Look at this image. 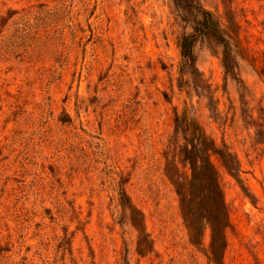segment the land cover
I'll return each mask as SVG.
<instances>
[{
  "label": "rangeland",
  "instance_id": "rangeland-1",
  "mask_svg": "<svg viewBox=\"0 0 264 264\" xmlns=\"http://www.w3.org/2000/svg\"><path fill=\"white\" fill-rule=\"evenodd\" d=\"M202 13L233 74L207 35L185 65ZM0 264H264V0H0Z\"/></svg>",
  "mask_w": 264,
  "mask_h": 264
},
{
  "label": "trees",
  "instance_id": "trees-1",
  "mask_svg": "<svg viewBox=\"0 0 264 264\" xmlns=\"http://www.w3.org/2000/svg\"><path fill=\"white\" fill-rule=\"evenodd\" d=\"M202 20L198 23L197 28L195 29V35L184 37L181 41L180 48L182 51V56L184 58L185 65L190 69L195 65L194 55H193V43L196 40L197 36L207 35L220 44L224 46L223 53V64L227 74H233V67L231 59V53L229 49L228 42L225 40L224 36L228 37L226 31L221 27L220 22H215L211 19L208 13H202ZM178 122L179 119L176 120V128L178 131ZM189 131V130H188ZM186 131V133L188 132ZM185 133V132H184ZM192 139L187 141L186 147L183 149V157L185 161H189L190 164L193 162V158L196 157L195 161V177L192 176L190 183H187V186L192 184V181H199L200 183H206V187L209 194V200L211 202V206L213 207V211L215 216L214 223L211 226L212 229V242L210 249L215 253H218L225 247V235L223 233V226L225 222L229 225V214L227 212L225 203L223 201V191L221 187V183L219 180L218 172L216 171L213 164L205 158V154L211 152L212 150L209 148V145L206 143L205 135L197 128H195V132L191 134ZM213 154H217L214 152ZM226 166V163H225ZM231 166V165H230ZM229 170H235L233 166L231 168L227 167ZM181 186V188H180ZM186 187L183 184H179L177 186V192L179 196H183V191ZM184 203V200L182 199ZM121 205L125 210H132L131 213V221L133 226L137 229H141V218L138 214L133 211L126 195H121ZM149 245L146 242V247ZM149 248V247H148Z\"/></svg>",
  "mask_w": 264,
  "mask_h": 264
}]
</instances>
